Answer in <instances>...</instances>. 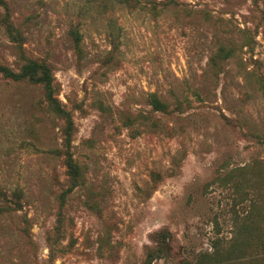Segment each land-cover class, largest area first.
Segmentation results:
<instances>
[{
    "label": "rangeland",
    "instance_id": "374dc122",
    "mask_svg": "<svg viewBox=\"0 0 264 264\" xmlns=\"http://www.w3.org/2000/svg\"><path fill=\"white\" fill-rule=\"evenodd\" d=\"M6 2L0 264H264V0Z\"/></svg>",
    "mask_w": 264,
    "mask_h": 264
},
{
    "label": "trees",
    "instance_id": "16d2710c",
    "mask_svg": "<svg viewBox=\"0 0 264 264\" xmlns=\"http://www.w3.org/2000/svg\"><path fill=\"white\" fill-rule=\"evenodd\" d=\"M0 6L4 7L8 10V4L6 0H0ZM5 23L7 27L10 29L11 35L18 41L21 45V34L20 31L12 24L10 21V17L7 13L5 18ZM73 35L77 42L80 41V34L77 31H73ZM250 42L252 43L253 38L250 36ZM249 42V43H250ZM250 45V44H249ZM21 48V46H20ZM22 49V48H21ZM23 53V52H21ZM25 58V63L22 65L19 71H14L8 66L0 64V72L7 78H11L13 80H28L34 84H41L44 87L46 98L52 108L56 111V113L65 120V128H64V142H65V156H66V165L71 175L74 186L77 184V181L80 177V168L74 160L73 152H72V140L73 134L75 130V122L72 117V113L68 110L62 101L56 96V84L55 77L51 67L45 62H41L38 60ZM153 105L156 109H163L165 104L162 100L157 96L153 95ZM73 189V186L68 188L62 195L63 200H65L67 194ZM0 197L6 198L5 192L0 187ZM161 234V233H160ZM166 236V233H162L161 236ZM166 239V238H165ZM51 253H54V247L51 248Z\"/></svg>",
    "mask_w": 264,
    "mask_h": 264
}]
</instances>
